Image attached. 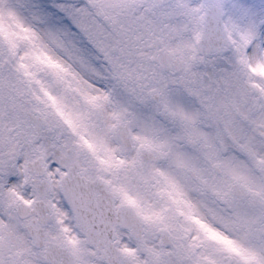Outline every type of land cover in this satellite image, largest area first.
<instances>
[{
	"label": "snow or ice",
	"instance_id": "6c2138e0",
	"mask_svg": "<svg viewBox=\"0 0 264 264\" xmlns=\"http://www.w3.org/2000/svg\"><path fill=\"white\" fill-rule=\"evenodd\" d=\"M0 264H264V0H0Z\"/></svg>",
	"mask_w": 264,
	"mask_h": 264
}]
</instances>
